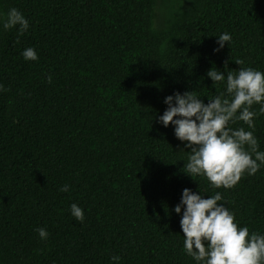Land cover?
Here are the masks:
<instances>
[{"label": "trees", "instance_id": "1", "mask_svg": "<svg viewBox=\"0 0 264 264\" xmlns=\"http://www.w3.org/2000/svg\"><path fill=\"white\" fill-rule=\"evenodd\" d=\"M10 8L29 29H0V264H195L173 211L184 188L219 191L238 227L264 234V166L212 189L155 119L174 92H223L212 67L264 72V0H0ZM254 125L264 151V114Z\"/></svg>", "mask_w": 264, "mask_h": 264}, {"label": "clouds", "instance_id": "2", "mask_svg": "<svg viewBox=\"0 0 264 264\" xmlns=\"http://www.w3.org/2000/svg\"><path fill=\"white\" fill-rule=\"evenodd\" d=\"M12 28L18 36L29 29L28 19L16 8L0 15V29ZM231 39L228 32L220 33L213 52L223 49ZM21 56L25 61L38 59L32 47L25 48ZM235 63L242 66L244 61L238 59ZM206 76L213 87L223 84L224 91L208 98L206 104L194 91L174 92L164 98L166 109L155 119L165 128L171 125L175 138L189 149L181 150L187 154L183 167L186 175L205 178L212 189L227 190L242 176H254L264 166V151L259 149L253 134L254 119L264 114V72L251 67L221 72L212 67ZM46 80L51 83L52 77L46 76ZM3 91L6 89L0 85V92ZM253 105L259 106L258 112L253 110ZM238 121L249 130L231 127ZM68 190V185L59 189L60 192ZM221 201L219 191L204 198L199 191L182 190L173 211L180 216L184 253L195 264H264V234H250L247 227H238L234 214ZM69 213L77 222H83V209L77 204L70 205ZM35 231L41 241L48 239L45 228ZM110 260L112 264H119L120 257L113 256Z\"/></svg>", "mask_w": 264, "mask_h": 264}]
</instances>
